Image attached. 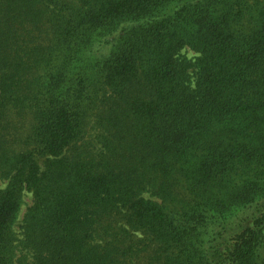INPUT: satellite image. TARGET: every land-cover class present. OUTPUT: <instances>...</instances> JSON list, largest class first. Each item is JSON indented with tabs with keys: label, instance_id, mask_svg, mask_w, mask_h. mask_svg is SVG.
Masks as SVG:
<instances>
[{
	"label": "trees",
	"instance_id": "16d2710c",
	"mask_svg": "<svg viewBox=\"0 0 264 264\" xmlns=\"http://www.w3.org/2000/svg\"><path fill=\"white\" fill-rule=\"evenodd\" d=\"M0 183V264H264V0H0Z\"/></svg>",
	"mask_w": 264,
	"mask_h": 264
},
{
	"label": "rangeland",
	"instance_id": "374dc122",
	"mask_svg": "<svg viewBox=\"0 0 264 264\" xmlns=\"http://www.w3.org/2000/svg\"><path fill=\"white\" fill-rule=\"evenodd\" d=\"M182 54H184L185 56H187V57H189V58H193L194 57V52L193 51H191L190 49H188V48H184L183 50H182ZM3 185V183H0V186H2ZM30 201H31V195H30V193H25V197H24V204L22 205V207H21V210H20V213H19V219L22 217V214H23V212H24V210H25V207H26V205L27 204H29L30 203Z\"/></svg>",
	"mask_w": 264,
	"mask_h": 264
}]
</instances>
